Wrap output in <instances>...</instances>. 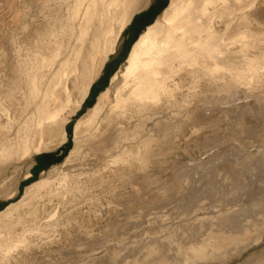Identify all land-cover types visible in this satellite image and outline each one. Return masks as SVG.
Masks as SVG:
<instances>
[{
  "label": "rangeland",
  "instance_id": "obj_1",
  "mask_svg": "<svg viewBox=\"0 0 264 264\" xmlns=\"http://www.w3.org/2000/svg\"><path fill=\"white\" fill-rule=\"evenodd\" d=\"M61 2L0 0V90L9 91L0 94V185L15 189L0 194V264H264V0L250 6L245 31L253 69L238 63L234 80L216 84L179 71L171 95L144 109L127 87L91 114L171 0L153 20L145 11L157 0H144L124 30L123 12L99 7L96 37L79 15L74 36L61 31ZM235 35L238 51L244 39ZM57 53L63 67L74 65L73 97L52 128L39 125L32 71H49ZM19 145L32 146L30 155L16 153ZM55 167L49 183L30 188Z\"/></svg>",
  "mask_w": 264,
  "mask_h": 264
},
{
  "label": "bare ground",
  "instance_id": "obj_2",
  "mask_svg": "<svg viewBox=\"0 0 264 264\" xmlns=\"http://www.w3.org/2000/svg\"><path fill=\"white\" fill-rule=\"evenodd\" d=\"M253 2L254 0H171L163 15L148 23L130 47L123 82L115 84L118 74L113 75L111 86L98 96L89 114L100 112L104 105L113 98V94L120 100V94L127 87H130L131 97H135L137 102L144 103L139 107L144 109L148 106L146 102L150 99H159L162 95L164 97V94L171 95L173 91L170 82L175 80L179 71H181L180 79L193 78L198 81L208 79L212 84H216L220 79L227 77L231 81L234 80L238 63L243 64L246 69H253L257 61L244 53H248L251 45L250 40H246L249 33L245 31L249 26L252 14L250 6ZM143 4L144 0H62V12L59 14L61 31L65 30L74 36V16L79 15L81 20L88 22L86 28L94 25L93 35L96 37L99 31L97 15L102 16L100 11H110L116 14L123 12L125 21L123 20L124 25L121 30H124ZM99 7L100 11L97 9ZM154 14L155 12L152 16H147L145 20H153ZM238 18L240 22L237 21ZM95 21L98 22V26ZM109 29L111 30L108 26L103 28V34H107ZM237 32L242 33L241 40L244 39L243 47L238 51L233 49V46L240 40L239 36L235 35ZM85 33L86 31H83L81 35L84 36ZM117 40L118 38L112 42L114 49ZM56 55V58L50 62L52 66L49 71L46 67L32 71L33 85L37 93L36 108H34L37 109L38 117H40L39 125L58 121L65 106L70 101L72 102L73 96L67 79L74 74V65L70 64L67 58L68 61L63 63L65 65L63 67L58 61L59 53ZM108 58L109 55L105 53L101 59L96 60L94 78L101 73ZM224 67L230 73L227 71L223 73ZM81 78L83 82L88 79L85 71L82 72ZM42 83L45 84L41 86ZM91 86H93V81L89 83L88 88L83 90L82 99L91 90ZM8 92L6 89L0 90V94H8ZM63 95L66 96L64 100L61 98ZM84 118L85 116L78 121L76 131ZM46 125L53 128L56 124ZM19 147L16 153L21 152L23 158L30 155L32 146L19 145ZM56 169L55 167L45 171V176H43L45 178L34 183L30 188L49 183ZM6 181L5 184L0 185V194L7 193L8 189L15 190L14 184Z\"/></svg>",
  "mask_w": 264,
  "mask_h": 264
},
{
  "label": "water",
  "instance_id": "obj_3",
  "mask_svg": "<svg viewBox=\"0 0 264 264\" xmlns=\"http://www.w3.org/2000/svg\"><path fill=\"white\" fill-rule=\"evenodd\" d=\"M150 9H151V8H148L145 12H148ZM132 31H133V34H132V37H131V39H130V42L132 41V39H133V37H134V34H135V31H134V30H132ZM127 51H128V47L126 48L125 53H127ZM125 57H126V54H125L124 56H122L121 58H116V59L113 61L114 64L118 63L120 60H124ZM111 72H112V71H111ZM111 72H110V74H111ZM89 99H90V100L93 99V96H91V93H90V95H89ZM47 165H48V163H41V166L47 167ZM38 175H39V174L36 173V176H38ZM3 206H4V203L0 205V208L3 207Z\"/></svg>",
  "mask_w": 264,
  "mask_h": 264
},
{
  "label": "flooded vegetation",
  "instance_id": "obj_4",
  "mask_svg": "<svg viewBox=\"0 0 264 264\" xmlns=\"http://www.w3.org/2000/svg\"><path fill=\"white\" fill-rule=\"evenodd\" d=\"M163 1H164V0H157V3L155 4V6H154V7L152 6V8H151L150 10L153 11V13L156 12V11H157V8H158L161 4H163ZM153 13H152V14H153ZM137 28H138V27H137V25H136V26L133 27L132 29L135 30V29H137Z\"/></svg>",
  "mask_w": 264,
  "mask_h": 264
}]
</instances>
